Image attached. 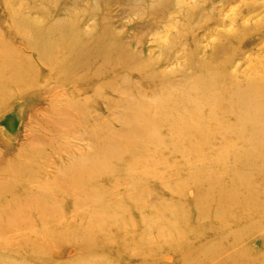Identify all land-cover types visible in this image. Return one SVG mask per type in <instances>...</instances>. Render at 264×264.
Listing matches in <instances>:
<instances>
[{"label": "rangeland", "instance_id": "374dc122", "mask_svg": "<svg viewBox=\"0 0 264 264\" xmlns=\"http://www.w3.org/2000/svg\"><path fill=\"white\" fill-rule=\"evenodd\" d=\"M18 9L121 63L90 90L0 64V264H264V140L240 116L264 101V0H0L22 55Z\"/></svg>", "mask_w": 264, "mask_h": 264}, {"label": "bare ground", "instance_id": "6f19581e", "mask_svg": "<svg viewBox=\"0 0 264 264\" xmlns=\"http://www.w3.org/2000/svg\"><path fill=\"white\" fill-rule=\"evenodd\" d=\"M29 11L32 10L29 9ZM7 13L10 19L8 27L10 26V30H12L16 36L20 37L23 53L22 55H19L16 54V52H12L10 50V44L5 42L0 34V64H4L3 70L9 79L12 77L21 78L23 75V80H21V82L29 87L28 90H34L31 88L40 86L36 81L38 71L41 72L43 76L50 78L53 85L62 88L63 90L74 84H80L83 87L77 90H90L92 84H104L103 81L106 78L111 76L113 78L116 75L115 70L119 69V63H121L118 59L117 52L119 47L117 49L116 42L114 44H108L110 42H102L99 37H94V41H90L91 37H88V35L85 36L84 34L81 35L75 32L74 29L53 28L52 24L51 27L48 25L43 28L37 23L35 24V22L29 23L20 21V13L22 12H20L19 9L8 10ZM55 31L57 34L54 33ZM105 55L110 56L108 59H105ZM37 69L40 70L37 71ZM101 69L111 71L112 74L102 73ZM24 76H26V79ZM261 81L257 82L258 86L255 85L254 90H264V87L262 86L263 80ZM114 82L115 81L112 80V82L106 83L105 86L110 90H115ZM41 88L44 90H51L49 86L47 87V83H43ZM245 90H252V88L246 87ZM224 93L226 94V97H228L227 92L224 91ZM240 100H245L244 103L248 104V101L242 97L233 96V98L231 97L229 99L230 102H239ZM226 103L227 108L228 98H226ZM131 105L132 103H130V106ZM189 111H197V109L196 107H193L189 108L188 112ZM198 113L199 116H192L189 123L194 124V122L198 120L199 124L202 123V120H205L206 125H208V128L210 129L211 124L207 123V120L205 119L206 116L201 115L200 111H198ZM240 116L244 119L243 121L251 122L250 125L244 127L245 132L249 136L258 137L259 140L262 139L263 141L264 101L243 107L240 111ZM117 139L118 137L116 139H107L104 143L99 145V147H102L99 149L104 150L111 147L110 145L116 142ZM261 147L264 148V145L258 146L259 152ZM14 172L17 171L11 169L5 174L8 176V182L14 178L17 179V182L19 181V175L14 176V174H16ZM67 179L68 178L65 180ZM49 188L50 187H45V190H48ZM35 189H39V187H36ZM50 190L46 191L42 196V199H45L47 194L51 193ZM53 190H55V187ZM67 190L68 189L65 187L63 191ZM74 193L76 194L77 192L75 191ZM63 195L68 196L69 193L65 192Z\"/></svg>", "mask_w": 264, "mask_h": 264}]
</instances>
